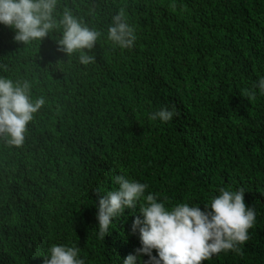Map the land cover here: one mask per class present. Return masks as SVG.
<instances>
[{"label": "trees", "instance_id": "trees-1", "mask_svg": "<svg viewBox=\"0 0 264 264\" xmlns=\"http://www.w3.org/2000/svg\"><path fill=\"white\" fill-rule=\"evenodd\" d=\"M65 8L101 32L84 50L96 63L59 51L60 30L23 45L0 24V78L27 81L46 101L23 146L0 139V264H45L53 245L76 246L85 264H124L141 247L139 204L105 239L96 219L119 175L169 209L204 210L221 188H243L256 222L242 254L202 264H264V95L254 87L264 78V0H58L57 19ZM121 9L137 37L127 49L107 38ZM162 108L179 115L149 119Z\"/></svg>", "mask_w": 264, "mask_h": 264}, {"label": "clouds", "instance_id": "clouds-1", "mask_svg": "<svg viewBox=\"0 0 264 264\" xmlns=\"http://www.w3.org/2000/svg\"><path fill=\"white\" fill-rule=\"evenodd\" d=\"M57 7L58 0H0V24L14 29V41L23 45L41 43L54 30H60L62 35L55 40L59 51L68 57L79 53L82 65L96 63L95 55L88 52L94 49L101 32L90 29L67 8L57 19ZM107 38L119 48L133 47L137 37L124 9L112 17ZM254 87L264 95V78ZM244 95L255 99L256 92L245 90ZM45 102L43 97L32 99L29 82L0 78V139L9 146H23L27 125ZM178 115L175 109L162 108L149 119L168 122ZM115 183L118 190L107 192L99 200L96 216L99 237L105 239L114 218L121 216L126 208L134 209L139 204L143 216L142 220L137 217L132 225L133 233L139 231L141 247L136 254H129L124 264H202L221 252L240 255L241 246L250 239L249 229L256 222L255 209L246 205L243 188L237 191L221 188L204 210L188 203L169 209L158 202L156 194L145 197L146 184L124 175L116 176ZM153 250L156 256L152 255ZM49 252L45 264H85L76 246L53 245ZM143 256L149 259L144 261Z\"/></svg>", "mask_w": 264, "mask_h": 264}]
</instances>
